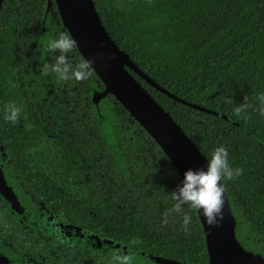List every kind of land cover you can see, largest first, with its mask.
<instances>
[{"label":"trees","instance_id":"1","mask_svg":"<svg viewBox=\"0 0 264 264\" xmlns=\"http://www.w3.org/2000/svg\"><path fill=\"white\" fill-rule=\"evenodd\" d=\"M92 2L117 48L172 96L128 71L205 159L223 144L231 166L243 170L225 181L234 236L264 259V114L257 98L264 93V0ZM60 32L68 33L53 0H3L0 168L22 211L0 195V254L9 264H111L117 253L129 254L132 264H207L197 211L185 208L188 231L173 211L170 193L181 178L158 144L113 95L92 101L103 89L93 71L82 81L44 71L54 59L46 44ZM68 55L83 59L76 47ZM242 103L248 107L236 113ZM11 104L20 108L15 123L4 119ZM29 151L38 164L54 156L61 180L30 169ZM53 224L79 231L53 238ZM55 239L68 243L48 248Z\"/></svg>","mask_w":264,"mask_h":264},{"label":"water","instance_id":"2","mask_svg":"<svg viewBox=\"0 0 264 264\" xmlns=\"http://www.w3.org/2000/svg\"><path fill=\"white\" fill-rule=\"evenodd\" d=\"M51 0H48L50 2ZM61 23L76 40V49L82 58L95 59L92 71L103 84L101 91H94L92 101L95 103L107 94L128 111L137 123L152 137L172 163L180 178L187 168H205L207 159L198 151L179 125L151 95L139 84L128 71H133L148 85L158 91L172 96L159 87L149 77L136 68L127 54L120 51L101 24L92 0H53ZM3 0H0V8ZM98 53L112 58L97 57ZM193 108L211 112L197 105ZM227 119V118H226ZM0 194L17 212L22 209L5 183L0 169ZM224 220L219 227L209 228L197 211L202 227L208 256L207 264H264L259 255L244 250L234 236V219L230 212L227 198L223 207ZM173 264H183L172 261ZM0 264H9L7 258L0 254Z\"/></svg>","mask_w":264,"mask_h":264},{"label":"clouds","instance_id":"3","mask_svg":"<svg viewBox=\"0 0 264 264\" xmlns=\"http://www.w3.org/2000/svg\"><path fill=\"white\" fill-rule=\"evenodd\" d=\"M75 47L76 40L66 32H60L55 38L50 39L44 51L54 59L51 63L44 64V71L55 73L60 81L88 79L95 59L84 58L74 63L68 53ZM97 57L112 58L111 54L104 56L102 53H98ZM257 98L262 106L260 111L264 114V93L258 94ZM247 107L245 103L237 105L235 112L240 113ZM19 112L20 108L15 104L6 105L4 119L15 123ZM242 171L240 167L231 166L228 149L223 144L215 147L205 168H187L176 189L170 193L174 201L173 211L180 213L182 229L188 231L192 223V216L185 208L198 211L209 228L219 227L224 220L225 181L239 177ZM111 264H132V257L127 253H117L113 256Z\"/></svg>","mask_w":264,"mask_h":264},{"label":"rangeland","instance_id":"4","mask_svg":"<svg viewBox=\"0 0 264 264\" xmlns=\"http://www.w3.org/2000/svg\"><path fill=\"white\" fill-rule=\"evenodd\" d=\"M27 133L30 131H26ZM26 138L28 139V145L31 144V139L29 138V135H26ZM25 154L26 162L30 169H33L36 173H44L45 177L52 176L55 180L59 179L61 180V177L64 176V172L62 171V167L60 164H58V161L55 160V157H50L51 161L49 162H43V164L36 163L35 155L29 151V155ZM34 155V156H33ZM33 156V158L31 157ZM43 157L38 158V160H41ZM47 166V167H46ZM57 168L56 172H53L54 168ZM75 190L74 186L72 187V184L69 182L68 185L64 186V191L70 193L71 191Z\"/></svg>","mask_w":264,"mask_h":264},{"label":"flooded vegetation","instance_id":"5","mask_svg":"<svg viewBox=\"0 0 264 264\" xmlns=\"http://www.w3.org/2000/svg\"><path fill=\"white\" fill-rule=\"evenodd\" d=\"M1 169V168H0ZM2 171V170H1ZM1 195V194H0ZM3 198V197H2ZM4 199V198H3ZM5 200V199H4ZM6 201V200H5ZM7 203H8V201H6ZM9 204V203H8ZM10 205V204H9ZM11 207V206H10ZM12 209V208H11ZM24 212H26V213H24L25 215L27 214V210L25 211L24 210ZM24 216V215H23ZM30 217V219H31V217L33 218L34 217V213H30L29 214V216H28V218ZM47 220H50V218H45V219H43V221H44V224L45 223H49ZM34 221V220H33ZM35 223H36V221H35ZM50 225V224H49ZM51 226V225H50ZM42 227H43V225H42ZM52 227L54 228V231H52ZM52 227H49L48 226V235L49 236H51V237H53V238H55V236L56 237H58L59 235H69V236H72V233L71 232H73V231H79V229L75 226V225H71V224H69V225H62V226H59V228H58V226L56 225V224H53V226ZM74 241H76V243H78V240L76 239V240H73V242ZM104 242H106L105 240H98V239H95L94 240V243H96L98 246H100V247H102L103 245H109L110 247L111 246H115V245H113V243H111V241L109 242L110 244H107V243H104ZM62 243H68V241L67 240H64V239H55V242L53 243V245H50L48 248H50V249H53V247H55V246H60V245H62ZM118 246V245H117ZM39 264H42V263H39Z\"/></svg>","mask_w":264,"mask_h":264}]
</instances>
